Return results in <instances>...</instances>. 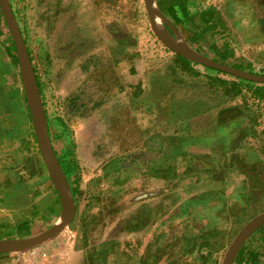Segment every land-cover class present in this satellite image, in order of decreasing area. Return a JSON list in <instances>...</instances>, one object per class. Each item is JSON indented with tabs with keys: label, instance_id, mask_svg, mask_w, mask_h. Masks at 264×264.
Instances as JSON below:
<instances>
[{
	"label": "rangeland",
	"instance_id": "rangeland-1",
	"mask_svg": "<svg viewBox=\"0 0 264 264\" xmlns=\"http://www.w3.org/2000/svg\"><path fill=\"white\" fill-rule=\"evenodd\" d=\"M6 1L73 204L65 228L23 256L221 264L264 212V94L167 48L143 0ZM154 3L170 43L264 71V0ZM10 39L0 11V241L39 235L62 214ZM238 256L264 264V223Z\"/></svg>",
	"mask_w": 264,
	"mask_h": 264
},
{
	"label": "water",
	"instance_id": "water-1",
	"mask_svg": "<svg viewBox=\"0 0 264 264\" xmlns=\"http://www.w3.org/2000/svg\"><path fill=\"white\" fill-rule=\"evenodd\" d=\"M145 11L150 23V27L154 35L158 38L162 44H164L167 48L181 56L182 58L193 62L198 65H202L208 69H211L213 71L223 73L229 76H232L238 80H242L248 83H253L257 85H264V75L250 73L247 71H242L239 69H236L234 67H231L226 64H222L220 62L214 61L210 58L204 57L197 52L193 51L192 49L188 48L186 45L182 46H174L172 43H170L158 30L155 19H154V12L153 9L155 7L154 0H143ZM0 11L3 15L5 24L8 28V31L11 35L12 41L14 43L18 61L21 67V72L23 75V80L25 84V90H26V97L28 100V104L30 107L31 114L33 116V122L34 126L36 128V132L38 135V141L40 145V136L45 139L47 142V145L49 147V150L53 156V153L51 151L48 135L46 132V128L43 127L38 119H37V113L35 111V103L37 108L41 110V105L39 102V90L37 87V83L34 77L32 65L30 62V58L28 55V51L26 48L25 41L23 39V36L21 34L20 28L18 26V23L13 15V12L8 5L6 0H0ZM45 124V123H44ZM41 149V148H40ZM42 152V151H41ZM43 160L45 163V166L47 168V171L51 177V180L53 184L56 187V190L59 193L61 203H62V212L64 209V194L62 192V189L58 186L56 175L53 172V166L52 164L45 158V155L42 152ZM54 158V156H53ZM55 160V159H54ZM56 162V161H55ZM57 165V163H56ZM58 167V166H57ZM59 169V168H58ZM60 171V170H59ZM65 181V180H64ZM71 215L69 218L65 220H60L58 223H56L54 226H52L47 231L36 235L34 237L24 239V240H18V241H0V254L4 253H26L29 252L40 245H42L45 242L51 241L54 239L64 228L65 226L71 221L73 217V204L71 202ZM264 223V212L257 215L255 218H253L248 224H246L240 232L236 235L233 242L229 246L223 261L221 264H232L239 248L242 246V244L245 242V240L249 237V235L260 225Z\"/></svg>",
	"mask_w": 264,
	"mask_h": 264
},
{
	"label": "bare ground",
	"instance_id": "bare-ground-1",
	"mask_svg": "<svg viewBox=\"0 0 264 264\" xmlns=\"http://www.w3.org/2000/svg\"><path fill=\"white\" fill-rule=\"evenodd\" d=\"M153 12H154L155 24H156L158 30L160 31V33L163 36H165L164 35L165 34L164 30L162 28V25H161L159 17H158V12L156 10V7H154ZM166 38H168V37H166ZM171 43L174 46L182 45V44H180L179 41L178 42H171ZM34 106H35V111L37 113L36 117H37L39 123L44 127V120H43V117H42V114H41V110L39 109V107L37 108L36 103H35ZM40 148H41L43 154L45 155V158L52 164L53 172L56 175L58 186L62 189V192L64 194V197H63L64 198V209H63V212L61 214V218L60 219L61 220H65V219L69 218V216L71 215V203H70V195H69L68 188L66 186V183H65L62 175L60 174V172L58 171V169L56 167L55 161L53 160V157H52V154H51V152L49 150L47 142L41 136H40Z\"/></svg>",
	"mask_w": 264,
	"mask_h": 264
},
{
	"label": "trees",
	"instance_id": "trees-1",
	"mask_svg": "<svg viewBox=\"0 0 264 264\" xmlns=\"http://www.w3.org/2000/svg\"><path fill=\"white\" fill-rule=\"evenodd\" d=\"M261 27H262V35H263V38H264V20L261 21ZM10 41H11V44H12V40H11V39H10ZM12 46H13V44H12ZM197 52H198L199 54H201L202 56H204V57L211 58L212 60L217 61L216 59L213 58L215 54H213V53H211V52H208V53H207V52H205V51H200V50H197ZM182 61H183L184 63H188L186 60H182ZM217 62H219V61H217ZM222 64L229 65V66H231V67H234V68L239 69V70H242V71H247V72H250V73H255V74L264 75V71L254 72V71H252V70H250V69H247L245 66H241L240 64H236V63H234V64H228V63H226V62H222ZM217 75H221V76H224V77H227V78L233 79V80H235V81H239V82H241V83H245V84H247V85H254V86H256L255 89H256L257 92H262L261 95L264 94V93H263L264 90H263V88H262V87H264V85H257V84H253V83H248V82H245V81H242V80H238V79H236V78H234V77H232V76H229V75H226V74H223V73H219V72H217ZM259 87H260V88H259ZM237 94H238V92H237ZM263 97H264V96H263ZM67 179H68V176H67ZM70 185H71V184H70ZM74 192H75V191L72 190V194H73V195H74ZM26 236L28 237V234L25 235L24 237H26ZM21 237H23V236H21ZM243 260H245L243 256H238L234 264L241 263Z\"/></svg>",
	"mask_w": 264,
	"mask_h": 264
},
{
	"label": "crops",
	"instance_id": "crops-1",
	"mask_svg": "<svg viewBox=\"0 0 264 264\" xmlns=\"http://www.w3.org/2000/svg\"><path fill=\"white\" fill-rule=\"evenodd\" d=\"M23 254L24 253L0 254V264H31L30 258L28 256H23Z\"/></svg>",
	"mask_w": 264,
	"mask_h": 264
}]
</instances>
